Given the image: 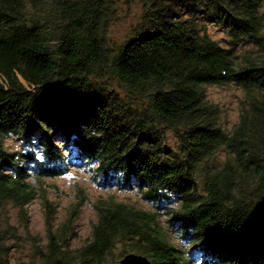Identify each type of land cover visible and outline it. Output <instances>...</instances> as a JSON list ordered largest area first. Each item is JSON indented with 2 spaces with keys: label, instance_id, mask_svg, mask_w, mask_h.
I'll use <instances>...</instances> for the list:
<instances>
[{
  "label": "trees",
  "instance_id": "16d2710c",
  "mask_svg": "<svg viewBox=\"0 0 264 264\" xmlns=\"http://www.w3.org/2000/svg\"><path fill=\"white\" fill-rule=\"evenodd\" d=\"M118 1L0 0V264L8 207L71 167L138 189L188 248L154 209L101 201L89 242L71 250L66 227L49 231L42 264H264V0H140L139 23L112 45ZM230 84L244 98L228 130L206 87ZM10 136L18 149L3 147Z\"/></svg>",
  "mask_w": 264,
  "mask_h": 264
},
{
  "label": "rangeland",
  "instance_id": "374dc122",
  "mask_svg": "<svg viewBox=\"0 0 264 264\" xmlns=\"http://www.w3.org/2000/svg\"><path fill=\"white\" fill-rule=\"evenodd\" d=\"M117 5L115 17L110 21L107 30L112 45L119 44L126 38L131 29L139 23L142 13L140 0H119ZM207 30L220 45L227 47L228 37L224 30L213 24H208ZM249 47L251 46H246L245 49ZM206 97L220 106L222 122L231 130L239 121V109L244 98L242 89L234 84L207 86ZM166 144L172 148L178 144L171 133H168ZM19 145V139L14 136L5 138L3 142V147L8 150H16ZM225 157L226 153L219 151L206 165L211 168L219 167ZM35 187H39V195L24 210L8 207L9 223L14 233L7 242L10 264H42V255L47 251L49 231L60 236L64 227L67 228V235L63 238V243L71 250L87 244L91 239L92 228L97 222L94 207L101 201H118L137 208L154 209L156 219L167 232L171 242L183 250L188 248L178 234V225L172 221L171 215L163 208H154L153 203L145 200L136 188L103 187L90 172L73 167L67 175L45 178L42 185Z\"/></svg>",
  "mask_w": 264,
  "mask_h": 264
}]
</instances>
